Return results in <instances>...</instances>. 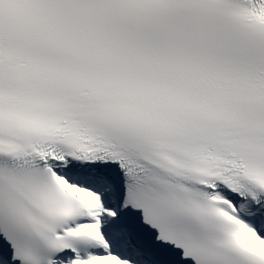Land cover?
<instances>
[{"label":"snow or ice","instance_id":"obj_1","mask_svg":"<svg viewBox=\"0 0 264 264\" xmlns=\"http://www.w3.org/2000/svg\"><path fill=\"white\" fill-rule=\"evenodd\" d=\"M0 264H264V0H0Z\"/></svg>","mask_w":264,"mask_h":264}]
</instances>
